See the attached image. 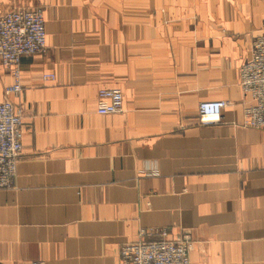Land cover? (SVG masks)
I'll return each instance as SVG.
<instances>
[{
    "label": "crops",
    "instance_id": "obj_1",
    "mask_svg": "<svg viewBox=\"0 0 264 264\" xmlns=\"http://www.w3.org/2000/svg\"><path fill=\"white\" fill-rule=\"evenodd\" d=\"M38 7L47 50L9 95L24 135L0 264H121L146 227L188 233L191 264H264V129L243 125L239 82L264 0H0V15ZM13 82L0 60L2 93ZM101 88L122 112L98 113ZM217 99L222 121L202 124Z\"/></svg>",
    "mask_w": 264,
    "mask_h": 264
},
{
    "label": "built area",
    "instance_id": "obj_2",
    "mask_svg": "<svg viewBox=\"0 0 264 264\" xmlns=\"http://www.w3.org/2000/svg\"><path fill=\"white\" fill-rule=\"evenodd\" d=\"M46 50L47 30L41 8H16L0 15V59L14 80L3 93L0 89V189L14 187L23 151L24 110L9 95L22 91V58ZM43 78L55 79V74L44 73ZM240 87L250 98L243 110V125L264 129V26L253 41L250 59L240 67ZM229 104L224 99L202 101L199 121L204 125L220 123ZM123 108L124 93L120 88L98 91L99 114H115ZM138 236L136 241L121 246V264H191L193 241L188 233L171 238L168 228L146 227L139 230Z\"/></svg>",
    "mask_w": 264,
    "mask_h": 264
},
{
    "label": "rangeland",
    "instance_id": "obj_3",
    "mask_svg": "<svg viewBox=\"0 0 264 264\" xmlns=\"http://www.w3.org/2000/svg\"><path fill=\"white\" fill-rule=\"evenodd\" d=\"M38 8H40V7H38ZM42 9V8H41ZM43 10V9H42ZM44 11V10H43ZM1 60V59H0ZM2 62V61H1ZM3 64V63H2ZM240 82V81H239Z\"/></svg>",
    "mask_w": 264,
    "mask_h": 264
}]
</instances>
